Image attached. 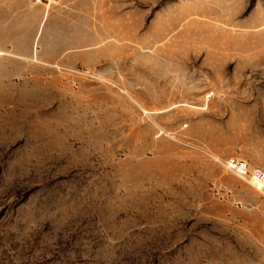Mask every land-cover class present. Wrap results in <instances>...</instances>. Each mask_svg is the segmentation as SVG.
Instances as JSON below:
<instances>
[{"label":"rangeland","instance_id":"374dc122","mask_svg":"<svg viewBox=\"0 0 264 264\" xmlns=\"http://www.w3.org/2000/svg\"><path fill=\"white\" fill-rule=\"evenodd\" d=\"M0 3V264H264V0Z\"/></svg>","mask_w":264,"mask_h":264},{"label":"crops","instance_id":"0c3cea01","mask_svg":"<svg viewBox=\"0 0 264 264\" xmlns=\"http://www.w3.org/2000/svg\"><path fill=\"white\" fill-rule=\"evenodd\" d=\"M31 1V0H30ZM31 4H32V6L33 5H35L36 6V4H33L32 2H31ZM76 6H77V8H79L80 6H81V1H79V2H77L76 4H75ZM24 6H25V4H23L22 5V7H21V11L18 13V14H13V16H12V18H13V24H16V20H18L19 18L21 19V18H25L26 16H27V13H28V11L29 10H35V11H41V9H39V7H37V8H34V6L32 7L31 6V8L28 10H26V9H24ZM48 6V5H47ZM3 8H13L12 7V4L10 3V5H5V4H2V3H0V16H1V12L3 13V11H1ZM46 15H47V13H46ZM49 15V14H48ZM58 15V14H57ZM57 15H53L55 18H58L57 17ZM47 17V16H46ZM158 19V17H154L153 18V21H156ZM47 21H48V18H47ZM108 27H112L111 25H108ZM79 29H80V31H81V28L79 27ZM108 30V32H110V33H112V30L113 29H111V28H108L107 29ZM106 30V31H107ZM118 30V29H117ZM120 30H122V29H120ZM0 31H2V29L0 28ZM79 31V32H80ZM122 32V31H121ZM47 33V32H46ZM98 33V32H97ZM123 33V32H122ZM1 34L2 35H6V38L8 37V35H10V31H9V29L8 28H5L2 32H1ZM44 34H45V30H44V28H43V30H42V39H44ZM47 35H48V33H47ZM122 35V34H121ZM110 36V38H108V37H106V36H104V38H105V40H107V39H111L112 37H111V35H109ZM87 37V38H86ZM96 38H97V35L96 34H91V32H89V34H85L83 37H81V33H79L78 34V38H75L74 40H75V42L76 43H81V45H82V43H84V44H90V45H93V43L95 44V42H96ZM103 38V39H104ZM81 39H83V40H81ZM90 39H95V41L94 42H91L90 41ZM85 40V41H84ZM87 40H89V43H87ZM109 50V48H106V49H104V50H101V51H104V53L105 54H107V52H109L108 51ZM101 53V52H100Z\"/></svg>","mask_w":264,"mask_h":264},{"label":"built area","instance_id":"2783aa9c","mask_svg":"<svg viewBox=\"0 0 264 264\" xmlns=\"http://www.w3.org/2000/svg\"><path fill=\"white\" fill-rule=\"evenodd\" d=\"M49 1L50 0H31L33 4H49ZM226 165L238 176L242 178H248L252 182L257 181L264 186V171H262L261 169L251 171L246 162L237 161L234 159L227 161Z\"/></svg>","mask_w":264,"mask_h":264},{"label":"bare ground","instance_id":"6f19581e","mask_svg":"<svg viewBox=\"0 0 264 264\" xmlns=\"http://www.w3.org/2000/svg\"><path fill=\"white\" fill-rule=\"evenodd\" d=\"M3 53H4V51H0V54H3ZM5 53H6V52H5ZM143 109H144L145 112H147V109H145V108H143ZM253 184H254L255 186H257L258 188H260V189H262V188L264 187L261 183H259V182H257V181H254Z\"/></svg>","mask_w":264,"mask_h":264}]
</instances>
